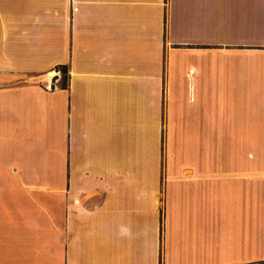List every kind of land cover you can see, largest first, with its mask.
Here are the masks:
<instances>
[{
	"label": "crops",
	"instance_id": "1",
	"mask_svg": "<svg viewBox=\"0 0 264 264\" xmlns=\"http://www.w3.org/2000/svg\"><path fill=\"white\" fill-rule=\"evenodd\" d=\"M263 262L264 0H0V264Z\"/></svg>",
	"mask_w": 264,
	"mask_h": 264
},
{
	"label": "trees",
	"instance_id": "2",
	"mask_svg": "<svg viewBox=\"0 0 264 264\" xmlns=\"http://www.w3.org/2000/svg\"><path fill=\"white\" fill-rule=\"evenodd\" d=\"M60 68H61V71L63 72L61 85L66 86V84H67V67L64 64H61Z\"/></svg>",
	"mask_w": 264,
	"mask_h": 264
},
{
	"label": "rangeland",
	"instance_id": "3",
	"mask_svg": "<svg viewBox=\"0 0 264 264\" xmlns=\"http://www.w3.org/2000/svg\"><path fill=\"white\" fill-rule=\"evenodd\" d=\"M62 75H63V72H62ZM257 264H264V262L263 263H257Z\"/></svg>",
	"mask_w": 264,
	"mask_h": 264
}]
</instances>
